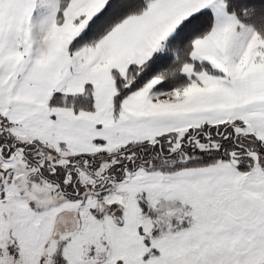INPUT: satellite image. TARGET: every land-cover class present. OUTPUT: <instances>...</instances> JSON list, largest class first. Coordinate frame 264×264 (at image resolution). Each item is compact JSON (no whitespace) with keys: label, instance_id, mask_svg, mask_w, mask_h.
Returning a JSON list of instances; mask_svg holds the SVG:
<instances>
[{"label":"snow or ice","instance_id":"1","mask_svg":"<svg viewBox=\"0 0 264 264\" xmlns=\"http://www.w3.org/2000/svg\"><path fill=\"white\" fill-rule=\"evenodd\" d=\"M0 264H264V0H0Z\"/></svg>","mask_w":264,"mask_h":264}]
</instances>
